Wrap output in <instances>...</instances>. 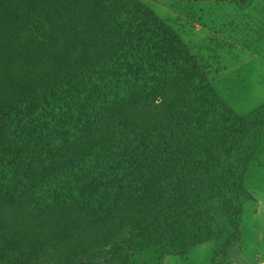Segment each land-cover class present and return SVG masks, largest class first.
<instances>
[{
	"label": "trees",
	"instance_id": "obj_1",
	"mask_svg": "<svg viewBox=\"0 0 264 264\" xmlns=\"http://www.w3.org/2000/svg\"><path fill=\"white\" fill-rule=\"evenodd\" d=\"M1 1L12 14L0 47V264L10 235L67 238L116 203L108 234L139 230L160 264L239 238L264 103L246 115L223 106L145 0ZM30 56L54 60L39 74L57 78L13 98Z\"/></svg>",
	"mask_w": 264,
	"mask_h": 264
},
{
	"label": "rangeland",
	"instance_id": "obj_2",
	"mask_svg": "<svg viewBox=\"0 0 264 264\" xmlns=\"http://www.w3.org/2000/svg\"><path fill=\"white\" fill-rule=\"evenodd\" d=\"M259 2L260 0H253L249 6L245 7L250 10L248 16L252 19L247 25L243 16H237L243 15V12H236L227 7H221L220 11L218 6L222 2L145 0L146 5L161 20L171 26L186 46L188 43L193 46L200 45L201 48L207 46L212 48V50L209 48L205 51V57L201 55L198 58L201 65L198 63L203 66L201 68L207 76L205 77L211 88L214 89L211 80L215 78V85L219 92L215 91L217 94L220 93L217 95L219 102L231 112L239 115L250 113L254 110L253 105L259 104L263 99H246V89L250 87L252 79L259 78L252 71L254 64L250 63L244 67H239L237 64L236 66L240 69L229 73L225 79L220 80L219 74L215 77L216 67L210 55L211 51H215L218 42L204 30L200 32L201 34H197L194 27L181 16L188 17V20L192 21L194 25H209L203 21L204 13L210 10L205 4L214 5L216 8L213 15L223 13V20L229 22L227 26L223 27L222 33L237 43L241 42L243 45L255 48L261 36L264 35V8L258 7ZM242 8L239 6L238 9L242 10ZM11 14L12 8L6 2L1 1L0 47L7 43L6 31L9 27L8 19ZM210 16L212 17V15ZM227 44L232 46L231 42H227ZM31 56L28 65L32 70L28 72L26 82L13 89V98L24 94L28 96V93H32L37 86L48 87L52 85L51 80L57 78L52 75L39 74L41 71L39 64L52 63L54 60L32 58ZM219 71L222 70L219 69ZM245 71L249 73L244 74ZM208 72L210 75L207 74ZM262 75V79H264V70ZM245 81L246 85L244 86ZM3 98L4 94L0 92V100ZM249 99H253L255 102L246 101ZM243 100L245 101L243 102ZM161 101L162 99L158 98L156 102ZM238 127L242 129L240 122ZM235 131V134L239 133V130ZM260 150L259 146L249 164V169L251 166H261L258 161L264 154L260 153ZM243 184L246 200L239 238L213 240L192 246L186 254L167 256L166 264H264V172L263 175L255 176L252 171H249ZM73 224H75L73 229L76 234H70L67 238H56L49 242L39 241L37 243L34 238H30L28 235H10L6 242V247L12 256L9 260L10 264H160L158 261L159 249L155 246H147L146 235L139 230L126 226L121 232L116 229L113 234H108L112 227L117 226V203L105 210L98 211L97 216L84 217L82 221L73 222ZM16 244H21V250L15 249ZM12 250L18 251V253H14Z\"/></svg>",
	"mask_w": 264,
	"mask_h": 264
},
{
	"label": "crops",
	"instance_id": "obj_3",
	"mask_svg": "<svg viewBox=\"0 0 264 264\" xmlns=\"http://www.w3.org/2000/svg\"><path fill=\"white\" fill-rule=\"evenodd\" d=\"M198 2H203V1H198ZM205 5H208L206 7L208 10L209 9L210 10L204 13L203 21L209 25H203V26L200 24L194 25V23L192 21L188 20L189 19L188 17H186V16H181V17L183 19H186V22L194 27L195 32L197 34L198 33L201 34L200 32L202 30H204V32H209L211 34V36L213 37V40L218 42V45L216 46L215 51H211V55H210V58H212V61L216 67V72H214L215 77L219 74L221 76V78H219V79L223 80L228 76L229 73L236 71V70H239L240 66L244 67L245 65H249L250 63L254 64L252 71L254 74H257V76L259 78L257 80L254 78L252 79V83H251L250 87H248L246 89L247 93H245V94H247L246 99L254 98L255 100H257V99L263 98L259 102V104L256 105V103H255L253 105L254 106L253 108L255 109L264 103V79H262L263 78L262 72L264 70V35L261 36V39L258 41L259 43H257L255 48H251L250 46L243 45L241 42L237 43L236 41L231 40L230 37H227L222 33L223 27H225L229 24V22L227 20L226 21L223 20V18H224L223 13H219L216 16H214L213 13L215 11L216 6L211 5V4H205ZM257 5L259 8H264V0H260L259 4H257ZM218 7H219L220 11H221V7H227V8H231L232 10H234L236 12H243V15H237V16H243V18H245L244 22L247 25L252 20L251 17L248 16V13L250 10H248V8L247 9L242 8V10H239L238 9L239 6L234 2H230V1L222 2L220 4V6H218ZM210 15H212V17ZM224 16H225V14H224ZM210 18H211V20H210ZM232 20L234 22V19H232ZM208 38H210V37H208ZM227 42H231L232 46L228 45ZM186 44L189 48V51L192 53V55H194V57L197 60L201 55L203 57H205V51H207L209 48H210V50H212V48L209 46L201 48L200 45H194L193 46V45H190L188 43H186ZM198 62L200 63L199 60H198ZM233 64H235L234 66H236L238 64L239 67L238 66L234 67ZM200 65H201V63H200ZM201 67L203 68V66H201ZM219 69L222 71L220 72ZM248 73H249L248 71L244 72V74H248ZM207 74L210 75L209 72ZM214 79L215 78H213L211 81L213 82L215 90L218 91V89L216 88V85H215L216 80H214ZM245 85H246V81L244 83V86ZM218 94H220V93H218ZM243 95H244V93L242 94V96ZM244 101L245 100H243V102ZM246 101H248L250 103L255 102L253 99H249ZM260 148H261L260 153L263 152V154H264V129H263V132L261 135ZM258 162L261 163L260 167L251 166V169H249V171H252V173L255 174V176L258 174L263 175V172H264V167H263L264 155L260 157V161H258ZM249 171H247V173ZM248 176H250V175H248Z\"/></svg>",
	"mask_w": 264,
	"mask_h": 264
},
{
	"label": "water",
	"instance_id": "obj_4",
	"mask_svg": "<svg viewBox=\"0 0 264 264\" xmlns=\"http://www.w3.org/2000/svg\"><path fill=\"white\" fill-rule=\"evenodd\" d=\"M246 1V0H245Z\"/></svg>",
	"mask_w": 264,
	"mask_h": 264
}]
</instances>
